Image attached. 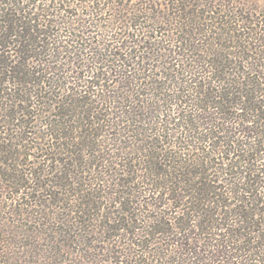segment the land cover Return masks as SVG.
<instances>
[{"label":"trees","instance_id":"16d2710c","mask_svg":"<svg viewBox=\"0 0 264 264\" xmlns=\"http://www.w3.org/2000/svg\"><path fill=\"white\" fill-rule=\"evenodd\" d=\"M126 3L0 0V264H264V0Z\"/></svg>","mask_w":264,"mask_h":264},{"label":"rangeland","instance_id":"374dc122","mask_svg":"<svg viewBox=\"0 0 264 264\" xmlns=\"http://www.w3.org/2000/svg\"><path fill=\"white\" fill-rule=\"evenodd\" d=\"M121 1H124V2H127L128 4L130 5H134L135 7H143V6H147L148 8L151 7V9H159L160 10V3L162 2H168L169 0H118V2H121ZM126 3V4H127ZM146 3V5L144 4ZM143 4V5H141ZM108 13V12H107ZM102 18H105L107 20L108 18V14H102L101 15ZM155 34H153V37H154ZM159 38V37H158ZM167 211V210H166ZM169 212V211H168ZM16 248H17V245H16ZM69 257V256H68Z\"/></svg>","mask_w":264,"mask_h":264}]
</instances>
